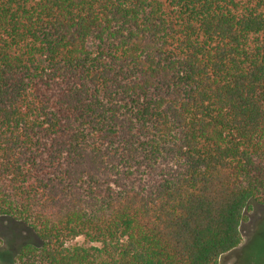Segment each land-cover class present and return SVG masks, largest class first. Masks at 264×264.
Here are the masks:
<instances>
[{
  "label": "trees",
  "instance_id": "16d2710c",
  "mask_svg": "<svg viewBox=\"0 0 264 264\" xmlns=\"http://www.w3.org/2000/svg\"><path fill=\"white\" fill-rule=\"evenodd\" d=\"M253 202L264 0H0L15 264H219Z\"/></svg>",
  "mask_w": 264,
  "mask_h": 264
},
{
  "label": "rangeland",
  "instance_id": "374dc122",
  "mask_svg": "<svg viewBox=\"0 0 264 264\" xmlns=\"http://www.w3.org/2000/svg\"><path fill=\"white\" fill-rule=\"evenodd\" d=\"M242 242L236 249L224 254L219 264H264V206L251 203L242 223ZM35 239L26 225L8 219L0 220V264H15L14 252L26 240ZM262 248L258 251V243ZM69 245L89 244L85 236L76 237ZM255 249L256 252H252Z\"/></svg>",
  "mask_w": 264,
  "mask_h": 264
}]
</instances>
